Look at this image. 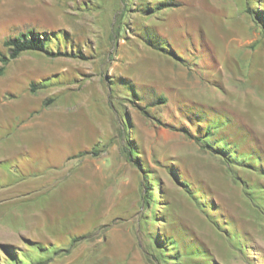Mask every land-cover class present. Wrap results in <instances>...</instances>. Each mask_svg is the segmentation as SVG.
Segmentation results:
<instances>
[{
	"label": "rangeland",
	"instance_id": "rangeland-1",
	"mask_svg": "<svg viewBox=\"0 0 264 264\" xmlns=\"http://www.w3.org/2000/svg\"><path fill=\"white\" fill-rule=\"evenodd\" d=\"M259 1L171 0L155 11L157 0H0V54L6 37L49 35L48 53L0 63V246H53L39 264H159L145 255L159 223L191 252L205 247L181 264H264ZM202 115L217 121L213 139L248 160L229 168L202 150L188 119ZM182 180L215 203L217 225ZM158 183L154 223L146 192Z\"/></svg>",
	"mask_w": 264,
	"mask_h": 264
},
{
	"label": "trees",
	"instance_id": "trees-1",
	"mask_svg": "<svg viewBox=\"0 0 264 264\" xmlns=\"http://www.w3.org/2000/svg\"><path fill=\"white\" fill-rule=\"evenodd\" d=\"M167 1H171V0H157L155 11H159L165 7H170L169 5H165ZM256 5L259 7L260 14L264 15V2H260V1L256 2ZM249 11H250L249 7L247 6L245 9V12L249 13ZM252 13L254 14L255 23L259 25L258 27L264 37V23H262V21L260 20L261 18L259 16L257 17L255 16V12H252ZM48 37L49 35L46 33L41 34L33 30L20 33L13 37H6L2 41V46L7 50V52L6 54H0V63L3 66H5L11 61L15 60L23 52L48 53L47 51V46L49 44V42L47 41ZM62 39L64 40V38ZM164 46H166L165 43L161 44L160 47L164 49ZM72 57H76V56H72ZM77 57L82 59L84 56H82V54H79ZM3 66L0 68V75L3 72ZM34 87L35 85L31 83L29 86V90L31 92H34L35 91ZM188 119L194 130V134L193 135L189 134V135L196 142V144L199 145V147L202 150L207 151L211 153L212 155L219 157L220 160L229 168H231L232 165H237L239 163H242L243 160H248L247 159L248 156L244 158L242 157L243 154L236 150L235 143L230 144L228 142H225L222 138L213 139V136H215L214 130H217L218 128L217 121L210 122V120H207V117L205 115H202L199 120H193L190 118ZM91 154L96 155L97 153L93 151L91 152ZM246 155H250V153L248 152V154ZM3 164H6V162H4ZM247 164L252 165L250 161ZM137 167L141 169V166H139L138 164H137ZM154 181H155L154 178H151L149 180L151 185H154ZM240 181L245 187L243 189L244 194L250 197L249 191L246 188L247 184H244L242 180ZM178 184L181 187V189L189 197H191L193 200L196 199L197 194L191 193L188 189L189 185H193L191 182H189L188 180H182L178 182ZM156 186H157L156 190H154V188H150L149 191L146 192L149 195L147 203L148 205L153 206L152 209L154 211V213L151 214L152 216H149L148 220H152L154 223L156 222L157 219L163 220L161 215L156 214V211H160L163 209V207H165V204H162L159 200V198H161L159 183L156 184ZM194 187L200 190L204 189V187H201V186L194 185ZM143 197H144V194H143ZM199 199H200L199 201L195 200L194 202L196 205H198V208L201 211V213L205 216L207 221L217 225L216 220L212 218L215 212L214 211L216 207L215 203L211 202V200H204L205 198L201 196H199ZM220 215H222V213ZM146 222L147 220L145 221V223ZM157 225L158 227L156 228L155 232H153L150 236L151 243H150V246L148 247V251H146V254H145L147 255V260L149 262H150V258L154 257L156 260H158L159 264H181L180 260L183 257L187 258V257L196 256V255L198 258L202 257L201 256L202 251L205 250V247L203 245H200V246L195 245L196 250L193 249L194 251L192 252L196 254H193L190 251L191 248H189L187 244L183 245L182 242L176 241L175 238L170 236L171 234L166 235L164 233L165 232L164 230L163 231L160 230L159 223H157ZM217 228H214V229L217 231L224 229V228H221L220 226ZM229 228L231 227L229 226ZM225 229L228 230L227 225ZM242 240L244 241V237L238 238V241L241 243L243 242ZM27 245L29 248L26 251L24 250L15 251L12 247L8 245H4V244L1 245L0 251L2 252V254L0 252V264H3V263L5 264H39L40 260L45 259L44 257H49L48 256L49 250L52 251V254L54 255L57 254V252L55 251V248L51 245L44 246L40 244L39 242H34V241H29V240L27 241ZM181 248H184L187 252L192 253V254H186L184 252L182 253L179 252L178 250ZM30 249L37 253L38 258L36 260H33L31 255L29 254ZM208 256L211 257V255H208ZM169 258L170 260H168ZM207 259L215 264V261L212 259V257L211 258L207 257Z\"/></svg>",
	"mask_w": 264,
	"mask_h": 264
}]
</instances>
